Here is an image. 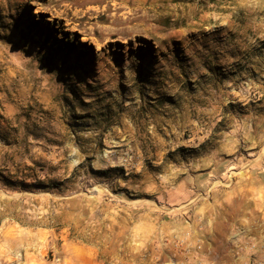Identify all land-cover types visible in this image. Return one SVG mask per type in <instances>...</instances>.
<instances>
[{"label":"rangeland","instance_id":"rangeland-1","mask_svg":"<svg viewBox=\"0 0 264 264\" xmlns=\"http://www.w3.org/2000/svg\"><path fill=\"white\" fill-rule=\"evenodd\" d=\"M32 17L85 53L74 89L19 46ZM214 143L234 168L190 193L196 227L264 167V0H0V264H149L177 166Z\"/></svg>","mask_w":264,"mask_h":264},{"label":"crops","instance_id":"crops-1","mask_svg":"<svg viewBox=\"0 0 264 264\" xmlns=\"http://www.w3.org/2000/svg\"><path fill=\"white\" fill-rule=\"evenodd\" d=\"M225 146L227 144L214 143L210 149L194 150L192 158L177 166L176 171L182 176L171 187L180 190L182 198L169 203V214L164 213L163 221L153 225L150 235L155 237L158 248L151 253L149 264H250L249 254L236 256L233 253L230 234L234 226L242 225L251 236L264 237V167L260 166V161L255 164L258 171L252 173L256 176L252 175L251 181L232 186L230 204H223L225 211L216 207V213L209 217L210 226L196 227L195 223L197 204L190 193L203 187L212 189L217 184L214 179L234 168L232 159L224 158L237 150L228 152ZM257 153L259 156V151ZM160 154L164 156V152ZM172 168L168 165L166 170L175 171ZM190 219L194 220L192 225L188 222ZM77 248L80 264H105L88 247Z\"/></svg>","mask_w":264,"mask_h":264},{"label":"snow or ice","instance_id":"snow-or-ice-1","mask_svg":"<svg viewBox=\"0 0 264 264\" xmlns=\"http://www.w3.org/2000/svg\"><path fill=\"white\" fill-rule=\"evenodd\" d=\"M31 11V9H29ZM43 17H41V20ZM22 41L20 47L25 44L36 52H43V60L53 64H61L67 70V78L62 74L61 79L73 89L75 83L71 81V76L76 75V79H82L80 73L76 72L77 68L91 75V69L87 65L85 53L75 48L73 45H66L62 39H58L56 33L52 32L47 26H42L35 17H32L26 28L19 34Z\"/></svg>","mask_w":264,"mask_h":264},{"label":"built area","instance_id":"built-area-1","mask_svg":"<svg viewBox=\"0 0 264 264\" xmlns=\"http://www.w3.org/2000/svg\"><path fill=\"white\" fill-rule=\"evenodd\" d=\"M230 243L236 256L247 253L250 256V264H264V237L248 235L241 227L233 228Z\"/></svg>","mask_w":264,"mask_h":264},{"label":"bare ground","instance_id":"bare-ground-1","mask_svg":"<svg viewBox=\"0 0 264 264\" xmlns=\"http://www.w3.org/2000/svg\"><path fill=\"white\" fill-rule=\"evenodd\" d=\"M82 38H83V39H82L83 41H86V42H87V41H90V39H88V36H86V35H84Z\"/></svg>","mask_w":264,"mask_h":264}]
</instances>
